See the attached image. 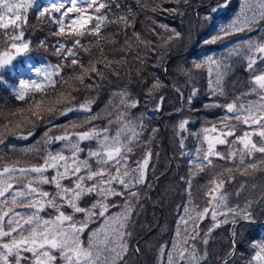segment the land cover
I'll return each instance as SVG.
<instances>
[{"label": "snow or ice", "instance_id": "obj_1", "mask_svg": "<svg viewBox=\"0 0 264 264\" xmlns=\"http://www.w3.org/2000/svg\"><path fill=\"white\" fill-rule=\"evenodd\" d=\"M173 2L180 5L187 4L188 0ZM135 3L142 11H160L159 7L149 9L147 0H135ZM230 3L231 0H218L215 6H209L203 17H199L198 13L197 16L202 20L211 21L213 15L226 10ZM34 7L39 17L50 19L57 24L58 31L54 35L64 37L66 41L71 40V46L58 42L55 54L66 61L63 65H45L33 69L44 78L40 82L34 79H18V86L14 88L15 99L24 102L27 107L17 108L7 114L0 112V144H3L9 135L16 136L18 132L20 139H28L34 135L35 127L44 118L48 121V132L44 134L43 143L48 145L62 142V148L56 153L46 150L39 164L17 166V162L0 165V264H59L58 256L63 264H129L128 241L133 236L129 228L132 227L137 205L147 196L140 188L152 187L148 183L149 162L153 155L151 150L146 151L141 159L131 160L134 147L144 143L141 141L146 130L144 115H132V110L140 107L141 100L126 86L117 88L112 93L113 98L119 97L118 105L114 106L115 118H108L103 128H97L92 122L105 117L101 112H92L95 99L74 107L72 101L75 97L72 92L78 89L70 82L75 81L92 89L99 87L97 80H107L105 72L111 73L118 80L120 73L114 68L127 63L126 54L135 50L136 61L143 65L147 57L140 56L139 50L155 52L156 46L143 38L141 32L135 31L137 13L131 5L125 4L122 8L120 0H53L50 6L46 7H41L39 0H0V29L4 30L5 34L10 28L13 32H18V35L8 37L9 44L0 51V70L14 67L13 61L17 57L31 51V42L23 39L22 25L27 22V12ZM168 11L177 13V9ZM117 12L121 14L117 15ZM54 13L59 14L60 19H57ZM70 13L74 14V18H71V27L66 32L63 19L69 17ZM110 15L112 19L109 18ZM89 23H92V27L86 29L85 25ZM110 24H116L124 34L123 45L116 49L121 53L119 60L110 59L100 44L104 39L102 27ZM153 24H156V21H153ZM158 27L168 33L164 38L165 46H171L174 41L182 39L181 33L167 24L160 23ZM129 29L132 30L131 35ZM257 29L264 30V0H243L234 17L219 26L203 44L222 43L233 36L251 33ZM149 31L153 36L157 35L155 28ZM85 35L96 38L94 46L98 48L100 57L95 60L90 58L87 63H82L81 53L90 55L93 47L81 44V38ZM110 43L116 44L117 41L110 40ZM40 47L46 50L48 45L41 41ZM233 57L246 62L249 92L242 93L230 102L220 103L217 100L205 105L225 110L222 117L210 122V127L190 132L187 128L189 118H184L173 126L175 132L181 133V156L190 155L184 150L187 135L195 136L200 141V147L195 149L196 159L189 161L188 176L180 177L186 185L187 202L177 206L179 215L175 238L171 242L170 251L168 244H162L158 249L159 264H209L208 245L212 233L222 224L228 223L233 226L230 233L231 242L228 250L217 256L216 264H232L240 239V226L255 223L257 216L253 206L264 203V195H261L258 201H245L242 207H229L228 193L224 190L226 181L235 179L236 174H264V36L242 40L219 57L212 55L199 61L194 59L190 68L178 66L180 74L185 77V83L177 86V81L173 87L180 100L186 102L189 105L188 110L191 111L190 106L199 94V89L192 82V74L196 70L206 69L211 94L225 96V77L232 67ZM66 68L72 69L73 74L68 77L62 75ZM86 80L90 83L85 84ZM58 82L62 88L68 86L69 90L67 93L63 90L53 91L54 100L49 101L46 99L48 90H55ZM0 83H4L2 77ZM165 87L167 86L158 77H154L148 87L144 103L147 104L148 99H153L156 105L153 111L162 110L165 97L159 93ZM184 89L189 90L187 96ZM251 94H255L258 100L242 102L243 96ZM37 95L39 99L36 98ZM111 103L110 100L109 104ZM107 107L108 105L105 110ZM176 111L179 113L184 109ZM75 112L87 114L84 124L89 127L86 130L49 135L51 129L56 127L52 118L68 116L69 113ZM111 115L108 113L109 117ZM113 124L118 127L115 133L111 134ZM22 128L27 129L26 135L21 131ZM158 132V128L151 129L148 145L156 138ZM93 140L97 142L96 149L86 150L80 146L84 141ZM223 145H229L231 150H218V146ZM65 150H68L70 155H64ZM84 152L86 158L81 159L80 155ZM257 154L259 159H256ZM215 160H232L234 167H221ZM49 170L55 173L51 177L47 175ZM201 174L208 177L200 187L202 205L196 202L192 191V181ZM65 180L68 181L67 184L63 183ZM44 185H54V191H45ZM244 187V184L240 185L241 189ZM235 195L239 196L240 193L236 192ZM85 197L95 199L84 207L81 206V201ZM112 197H123V204L112 202ZM113 208H120L121 211L111 212L110 209ZM222 208L225 211H221ZM48 209L55 215L47 218L42 215L46 214ZM77 214H82L83 219H76ZM209 216L213 223L202 234L200 223ZM97 221H102L99 227H90ZM86 232L87 238L84 237ZM252 248L257 251L248 264H264V241L254 242ZM132 251L139 253L140 248L137 246Z\"/></svg>", "mask_w": 264, "mask_h": 264}, {"label": "trees", "instance_id": "obj_2", "mask_svg": "<svg viewBox=\"0 0 264 264\" xmlns=\"http://www.w3.org/2000/svg\"><path fill=\"white\" fill-rule=\"evenodd\" d=\"M147 2L149 4V9L151 7H159L160 11H158L157 13H152L150 10L142 11L137 7L135 0H120L122 8L125 4L131 5L133 11L137 13L135 31L141 32V35L143 38L150 40L152 42V44L156 46L155 52H151V51H147V50H143V49L139 50L140 56L147 57L146 60L149 62V65L146 66L144 71H141V69L144 67V64L141 65L140 63H138L136 61V51L135 50L129 54H126V55L130 56V63H129V66L127 68H129L132 75L134 77H136L138 71L140 74H142V77L140 79H138L139 89L134 88L133 85H134L136 80H135V78H133V80L132 79L129 80L133 85L132 84L119 85L116 83L111 84L107 87V90L104 92L103 95H102V93H100V94L97 93L95 95H91V97H89V96L85 97L84 96V97H82L81 100L75 99L74 100L75 102L73 103V106L75 107V106H78L79 104L85 103L88 100L95 99L96 102L92 105V112L93 113L101 112L102 116L105 118L93 121L92 123L97 128H103L107 124L108 118H112V119L115 118V107L114 106L118 105L119 97L113 98L112 93L115 92L117 90V88H123L126 86L129 89V91L135 97H137L141 100L140 107L137 109H133L132 115L136 116V115H139L140 113H143V115H144V124L146 125V130L141 137V141L144 143H142L138 147H134L131 160L141 159L146 151L151 150L153 155H152L150 162H149L148 183H150L152 185V187L150 189L147 187H141L140 188V191L142 193H146L147 196H146V198H142L140 201V204L137 205V211L133 215L132 227L129 228V231L133 232V236L128 241V243H129V256H128L129 264H131L132 257L135 254V252L132 250L135 247L139 246V241H140L139 237H141V239L147 238L148 237L147 235H150L153 232L152 231L149 234H143L138 229V226L140 224L139 219H141V214L143 212L141 207L152 210L155 206L159 205V204L156 205L155 202L152 203L150 201V197H148V196H151V194L154 192V188H153L154 178L156 179L157 176L159 175V173H161L163 171V165L161 167H159L158 165H156V162L159 160L158 150L161 147H163L164 141L162 140V138H159L161 136L160 133H159L158 138L156 136V138L151 142L150 145L147 144V141H148L149 137L151 136V129L156 128L159 125V120L164 115L168 114L171 111H174L175 108L181 107V103L179 102V100L174 97L175 96L174 90H172L170 88V94H169V90L168 89L166 90V87L163 88L162 91L160 90L159 95H163L165 97V101H168V99H169L170 100L169 102H171V104L166 103L164 101L162 110L153 111V109L156 107L153 99H148L147 104L144 103L145 98H146L145 94L147 92V89L150 86V84L152 83L154 77H156V70H159V73H162L165 75V71H164L165 64L169 63L168 68H167V73H168V76H171L170 71L173 70L172 67L177 60V58L174 60L173 59L171 60V58L173 56H177V55H178L177 57L180 56L181 58L179 61L181 62L182 66L184 68H190L191 63L194 59L199 61L200 59H202L204 57L212 56V55L219 57L222 53H226L227 49L232 48L233 46L237 45L242 40L248 39L249 37L257 38L260 36H264V30L257 29L256 31H253L251 33L238 34L236 36L231 37L230 39L224 40L222 43H217V44H213V45L203 44V41L205 39H208L211 35H213L219 26L228 23L234 17V15L239 11L240 5L242 4L243 0H231V3L226 10L213 15L211 21H206V23H207L206 28L203 31H200V24H201L202 19H200L199 17H203L207 13L209 6H215L216 3L218 2V0H195L193 2V4L191 2L184 4L186 10L191 8V11H194V13H196V14H194L195 22H196L195 28L193 27L190 35L185 34L184 26L186 27L187 21L186 20L184 21L183 16H181V14H179V16L176 17L177 13L172 14L170 11H168L171 9H176L175 4L173 3L172 0H147ZM206 3L208 5L202 7V5L206 4ZM196 9H198L197 12H196ZM113 11H115V5H113ZM28 12H27V22L25 24H27L29 21ZM31 13H32V15H34V17L37 18L38 11L35 7L32 8ZM197 13L199 14V17L197 16ZM116 14L119 15L121 13L117 12ZM21 15L23 16L24 14L21 13ZM190 15H191V13H190ZM109 18L112 19L113 17L110 15ZM153 21H156V24H153ZM192 22L194 23L193 18H192ZM160 23L167 24L170 28L176 29V31L181 33L182 39L174 41L171 44V46H165V39L164 38L167 37L168 33L165 32L163 29L158 27V25ZM25 24H23L22 27ZM196 26H198L197 30H196ZM40 28H45L47 31L50 30V28L48 27L47 21L44 22L40 26ZM152 28H155L157 35L153 36L152 33L149 31ZM11 30L12 29L10 28L8 31H11ZM56 31H58V30H56ZM117 31H119V32H117ZM131 31L132 30L129 29V35H131ZM0 32L5 33L4 30H2V29H0ZM117 33H119V35H117ZM102 36L104 37V39H102L100 41V44H101V46H103L104 52L106 54H108L109 58L115 59L116 54L118 55V57H121V53L119 51H116V49H119L123 45L124 34H123V32H120V29L118 28V26L116 24H110L107 27H102ZM197 37L199 38V43H197V46L195 48H193L192 50H189V48H191L193 46ZM110 40H115V41H117V43L112 44V43H110ZM27 41L31 42V44H30L31 51L28 54H24L22 56L17 57V59L13 61V63H17L19 65V67H21V68L19 69V67H17V66H14V67L9 66L7 70H0V77L4 76L5 72H11L12 73L15 70H18V72H21L24 65L29 66V64L35 63V61L39 62V58H41L39 52H42V51L35 48L36 43H38L39 41L34 42V43L32 40H27ZM56 42L58 45L59 41H56ZM95 42H96L95 37L90 38L87 35H85L81 39L82 45H85V46L93 45V47L91 48V54L90 55L86 54L87 55V61L90 58L95 60V59H98L100 57V53H99L98 48H96L94 46ZM46 43L47 44H53L54 48L57 47L54 45V43H50V41H46ZM59 43H64V42H59ZM177 45H183L184 48L182 50H180L181 48L179 49V46H177ZM184 51H187V52L184 53ZM180 54H183V56ZM82 58H83V56H82ZM241 60L242 59L237 58V57L232 58V61H231L232 67L228 71L227 76L225 77V92H226L225 96H228L231 98L236 97V96H234V94L230 95L228 93V90H231L234 93L236 92V88H234L235 82H234V80H232V77H233L234 73L238 72V64L241 62ZM154 65H159V66H154ZM242 65H243V67H246V62L244 60H242ZM201 70L203 71V82H205V86H204L203 91L201 92L202 98L199 97V95H198L193 100L194 102H192V104H191L192 107L194 109H199V107H201V105H203V103L205 105L210 104L208 101L214 102V101L218 100L220 103H225L224 102L225 96H213L211 94L209 87H208L209 76H208L207 70L206 69H201ZM242 71L243 70H241V72ZM196 72L197 71H194L192 75H193V80H195L197 82L196 77H195ZM2 79H3L4 83H0V87L7 86V87L12 88L13 89L12 95L14 96V99H15L13 84H11L6 77H2ZM172 79L174 80V82H177V80L180 78H172ZM193 80H192V82H193ZM141 81H147V83H142ZM74 85L77 88L78 83L75 82ZM231 87H232V89H231ZM50 90L51 89H49L48 91H50ZM62 90L67 93V91L69 89L62 88ZM243 91H244V93L249 92L248 84L245 85V89ZM77 93H78V91L72 92V94H74V95H77ZM187 95H188V93L185 94V96H187ZM3 97H6V99H10V100L13 99L10 92H8L6 89L0 90V112L7 114L10 111L17 109L14 106H12L10 108V105L9 106L5 105L6 100H2ZM110 100L112 101L111 104H109ZM201 100H203V103L200 102ZM256 100H258V97L255 94L245 95L242 97V102H244V103H247L248 101H256ZM7 103H12V101L7 102ZM20 104H22V103H20ZM183 104H184L183 109L185 110V112H183L182 114H186V112L189 108V105L186 102ZM106 105H108V107L105 110ZM102 110H104V111H102ZM108 113H111L112 115L109 117ZM197 113L200 117L206 116L204 113H202L200 111ZM86 115L87 114L84 112L69 113L68 116H57V117H55L54 121H52V123L54 125H56V123L62 122V125H65L71 121L80 122V123L76 124L75 127L71 128L69 131H67V133L71 134L73 131L86 130L89 127V125L84 124V120L86 119ZM223 115H224V113H215L214 116H212V115L206 116L205 119H210L211 122H215L218 117H222ZM184 118H188V117L182 116V118L180 120H182ZM83 125H85V126H83ZM43 126L39 125V123H38L34 129V135H32L31 137H29L26 140L20 139L18 137L19 132L17 133L16 136L9 135L7 137V139H5L4 143L0 144V165L13 164V163H17V162H19L17 164V166H27L30 164H39L42 162V157L46 154V150L51 151L52 153H56L57 151H59L62 148V142H54V143H50L48 145H45L43 143L44 134H45V132H48V126H46V125H43ZM210 126H211V123H209L208 125H206V124L199 125L196 123L195 126L192 127V129L189 131L190 132H198L203 127H210ZM117 127H118V125L113 124L111 126L110 133L114 134ZM13 131H16V129H13ZM21 131L24 134H27L26 128H22ZM49 135L55 136V135H59V134L54 133L53 128H52L51 131L49 132ZM254 139H256V138L254 137ZM80 146L86 150L88 148L96 149L97 142L95 140H93L91 142L84 141L81 143ZM197 147H200V141L197 140V138L195 136L191 135V140L184 149L186 152L190 153V155L184 156V160L186 162V167L188 169L190 167L189 161L192 159H196L195 149ZM27 149H38V151H25ZM218 150H220L222 152H227V151H230L231 148L229 145H223V146H218ZM165 152H166V154H170V151L167 149V147L165 148ZM64 155L68 156V155H70V152L68 150H65ZM259 157H260L259 154H257L256 159H259ZM80 158L81 159L86 158V152L81 153ZM214 162L218 164L220 162V160H215ZM227 162H230L233 165L232 160H227ZM93 167H95L94 163H93ZM153 173H154V175H153ZM54 174L55 173L52 170H49L47 172V175L49 177H51ZM164 174H166V173H164ZM63 183L67 184L68 181L65 180ZM182 184L184 186L183 191H182V196L180 197V199L176 203L174 216L169 221L166 233L162 234L164 239L158 241L157 244L154 246L153 252L151 254V258H152L151 263L152 264H159L158 249L160 248V246L162 244H168L169 245L168 250L169 251L171 250L170 245H171V242L173 241V239L175 238V232H176V228H177V224H178L179 213L177 212V206L183 205L187 202V195L185 192L186 185L183 181H182ZM192 184H193V189H192L193 197L197 203L201 204L199 202V199H198V193L195 190L196 186L194 184V180L192 181ZM242 184L245 185V183H242ZM226 186H227V184L225 183V189L224 190H226V192L228 193V206L229 207H235L236 205H240L242 207L244 205L245 201L254 200V199L258 201L260 196L264 195V187L263 186H259V188H258L259 192H258V195L256 196V198H253L251 196V194L247 191V189H248L247 185H245V187L243 189H241L239 187V188L235 189V191H234V187H229V186L226 187ZM43 189L45 191L53 192L54 191V185H44ZM157 191H158V188H157ZM236 192H239L240 195L239 196L235 195ZM158 197H160V195ZM93 199H95V197H85L84 200L81 201V206L87 207L89 204L92 203ZM111 201L118 204V205H121L124 202V198L123 197H112ZM255 205L253 206L254 208H255ZM159 209L160 210L157 214V217L161 216L162 209L160 206H159ZM17 210L18 211H25L24 209H17ZM65 210L68 211V209H65ZM110 211L111 212H119V211H121V209L120 208H113V209H110ZM221 211H225V209L222 208ZM42 215H46V218H47L48 216H54L55 213L51 209H48L46 214L42 213ZM76 219H83V215L77 214ZM146 219L147 220L144 223L148 227L149 226L152 227L151 229L154 228V230H157L158 227H160V224L164 223L163 221L158 220L159 222L157 224H154V220H153L151 214H150V218H146ZM263 221H264V216H262L259 220L257 218V221H256L257 224L252 223V224H245V225L240 226V231H243L245 229L246 236L244 238L240 236L239 243H238V250L236 251V253L238 255H237V257H235V256L233 257L232 264H248V261L255 255V251H257V249H253L252 244L254 242L264 241V222ZM101 222L102 221H97L95 224L90 225V227H99ZM212 223H213V221H212L210 216L200 223V229L202 230V234H203V232L207 231L208 227H210L212 225ZM260 224H263V225H260ZM227 226L232 227V225L230 223L222 224L221 227L215 229L214 232L212 233V238L210 239L209 245H208V250L210 252L209 264H216L217 256L223 255V253L221 252L222 249L218 250V251L214 249V244H215L214 240H215L216 235L218 234L217 230H219L221 228H226ZM140 228L142 231H144L143 227H140ZM150 230H148V232ZM84 237L87 238V232L84 234ZM198 247H199V244H198ZM214 251H217V252H214ZM242 252L248 254V257L246 260H244L245 257L241 256ZM26 255H30V254H26ZM58 262H59V264H63V262L60 260L59 256H58ZM140 264H143V263H140Z\"/></svg>", "mask_w": 264, "mask_h": 264}, {"label": "rangeland", "instance_id": "obj_3", "mask_svg": "<svg viewBox=\"0 0 264 264\" xmlns=\"http://www.w3.org/2000/svg\"><path fill=\"white\" fill-rule=\"evenodd\" d=\"M173 1V0H172ZM195 0H188V2H191L193 4ZM53 2V0H39V5L41 7H46V6H50V3ZM174 3V2H173ZM175 4V3H174ZM175 7L177 9V16H179V14H181V16H183L184 21H187L186 27L185 28V34L186 35H190L191 30L193 29V27L195 28V17H194V11H191V8H189L188 10L185 9L184 4H180L177 5L175 4ZM32 9L28 12V17H29V21L27 24H25L22 28L24 31V40H32L33 43L39 41L38 43H36V47L38 50L42 51L39 52L41 58H39V62L35 63H31L29 64V66H25L23 67V69L21 70V72H18V70H15L14 72H5L4 76L2 77H6L8 79V81L13 84V88L18 86V79L19 78H24V79H34L37 80L38 82H40L41 80H43L44 78L41 75H38L33 69L36 67H42L45 65H63L64 63H66V61L62 60L60 56L56 55V48H54L53 44H47L48 47L45 50L44 48L40 47L41 41H50V43H54L55 46H57V42H64L67 43L68 46H71V40H65L64 37H60V36H56L54 35L55 32H57L56 30H58V26L57 24L53 23L50 19L47 18H42L39 17L38 13H37V18L34 17V15H32L31 13ZM104 11V10H101ZM189 12V13H188ZM191 13V15H190ZM91 14V12L89 13ZM57 19H60L59 14H55ZM118 15V14H117ZM71 18H74V14H69V17H65L63 19V23L65 25V30L66 32L69 31L71 24H70V20ZM192 18L194 19V23L192 22ZM47 21L48 27L50 28V30H46L45 28H40V26ZM94 23V21H93ZM190 24V25H189ZM206 21L202 20L201 24H200V31H203L206 28ZM92 27V23H89L87 25H85L86 29H90ZM198 29V26H196V30ZM119 32V31H117ZM12 35H18V32H13L8 31L6 34L3 32H0V50L2 51L8 44V37L12 36ZM90 38H94V36H90L87 35ZM82 39V38H81ZM179 46V49L182 50L184 48L183 45H177ZM197 46V43L194 44V47ZM187 51H184V53H186ZM183 53V54H184ZM81 55L83 56L81 62L82 63H87V55L84 53H81ZM121 57H118V55H115V59L119 60ZM126 60L127 63L126 64H121L118 68H114L115 71H118L120 73V78L117 80L114 76L111 75V73L109 72H105L107 80L104 82H101L99 80L96 81V83L99 85V87H93L92 89H89L87 87L81 86L78 84L77 88H78V93L77 95L72 94L75 99H82V97H91V95H95L97 93H102V95L104 94V92L107 90V87L111 84H119V85H129L132 84L129 80H133V78H135V83H134V88L135 89H139V81L138 79H140L142 77V74L139 73V75H136V77H134L132 75V73L130 72L129 68H127L129 66L130 63V56L126 55ZM181 57H178L175 64L173 65L172 69L170 71L171 76H166L162 73H159V70H156V77H158L160 79V81H162L167 87L166 90H169V94H170V84H169V80L171 79V81L173 82L174 80L172 78H180L177 81L179 82L178 84H184L185 83V77L183 75L180 74V69L178 68V66H182L181 62L179 61ZM71 58H69L70 61ZM14 66L19 67V65L17 63H13ZM149 65V62L146 60L144 63V67L141 69V71H144V69L146 68V66ZM183 67V66H182ZM21 67H19L20 69ZM241 70H243L241 72ZM78 71V69L76 70ZM196 80H193V83L195 84V86L199 89V97L202 98V94L201 92L204 89L205 86V82H203V71L202 70H196ZM241 72V73H240ZM73 74V70L72 69H68L66 68L64 70V72L62 73V75H64L65 77H68L70 75ZM168 74V73H166ZM169 77V78H168ZM249 79V73H247L245 71V67H243L242 65V60L241 62L238 64V72L233 74L232 80H234L235 85L234 88H236V92H232L231 90H228V93L230 95H233L238 97L241 96L242 93H244V89H245V85L248 84L247 81ZM75 81H71L70 84H72L74 87ZM90 83V81L86 80L85 84ZM12 87V86H11ZM63 88H67L68 86H64ZM2 89H6L8 92H10L11 96L13 99H6V97H3L2 100H6V104L7 106L10 105V108L12 106H14L15 108H26L27 105L24 102H20L17 101L16 99H14V96L12 95V88L10 87H0V90ZM232 89V87H231ZM60 90H62V87L60 85V83L58 82L56 85V89L55 90H50L48 91V96L46 97V99H48L49 101L54 100V95H53V91L59 92ZM162 91V89H161ZM184 94L188 93V89H184ZM167 92V91H166ZM174 94H175V98H177L179 100V102L181 103V108H183L185 102H182L180 100V98L178 97L176 91L174 90ZM39 95H37V99ZM225 100L224 102H230L233 98L235 97H228L225 96L224 97ZM10 100V101H9ZM12 103H7V102H11ZM170 100L168 99V101H165L166 103H170ZM22 104H20V103ZM75 101H72V104ZM194 102V101H193ZM201 103H203V100L200 101ZM210 104H212L213 102L208 101ZM183 104V105H182ZM208 104V105H210ZM204 105V106H203ZM203 105H201V107H199V109H194L191 105V111L187 110L186 114H182L184 111L182 112H177V111H171L168 114L164 115L160 120H159V125L156 127L159 129V132L157 134V138L159 136V133L161 134V136L159 138H162V140L164 141V145L163 147H161L158 150V154H159V160L156 162V165H158L159 167H161L163 165V171L161 173H159V175L157 176V178H154V183H153V188H154V192L151 194L150 197V201L153 203L155 202V204H159L158 206H155L152 210H149L147 208H142V214H141V219L140 220V224L138 226V229L143 233V234H149L150 232H152L150 235H147V238H142L139 237V248H140V252L134 254V256L132 257V261L131 264H152L151 263V254L153 252L154 246L157 244L158 241L164 239V237L162 236L163 233H166L167 231V227L169 224L170 219L174 216V211H175V206L177 201L180 199V197L182 196V191H183V184L182 181L180 179V177L184 176L186 177L189 173V169L186 167V162L184 160V156L180 155L181 149L179 146V135H181V133H177L174 131V125H176L179 120L182 118V116H186L188 118H190V123L187 126L188 131L192 129V127L195 126V124H199V125H208L211 120L210 119H205L206 116H214L215 113H224L225 110L221 109V108H217V107H205V104L203 103ZM202 112L204 113L206 116H199L197 112ZM27 116V113H25V117ZM166 116V117H165ZM55 118V117H54ZM54 118H52V121H54ZM193 124H192V123ZM209 122V123H206ZM80 122L78 121H71L68 124L62 125V122L56 123V127H53V131L54 133H57L59 135L64 134L65 132L69 131L71 128H73L74 125L78 124ZM39 125H46L48 126V121L47 119L42 118L41 122H39ZM85 126V125H83ZM44 127V126H43ZM200 129V128H199ZM197 130V129H196ZM183 135H187V133H182ZM26 135V134H25ZM19 137V135H18ZM191 140V135H187V139L185 140V147L188 145V143ZM167 147V149L170 151V154H166L165 152V148ZM260 158V157H259ZM221 167L227 168V167H234V164L232 165V163L227 162V161H223L220 160V162L218 163ZM167 171V172H166ZM166 172V174H164ZM160 176V177H159ZM208 179V177L205 174H201L200 176L196 177L194 179V184L196 186V192L198 193V199L199 202L201 204H203V198L201 196V191H200V187L203 186L206 182V180ZM242 183H245V185H247V191L251 194V196L253 198H256V196L258 195L259 192V186H263L264 187V174H261L260 172H257L255 175L253 176H241L239 174H236L235 179H231V180H227L226 184L229 187H234V191L235 189L239 188L240 185ZM226 186V187H227ZM158 188V191H157ZM157 191V192H156ZM160 195V197H158ZM159 206L161 207L162 211H161V216L157 217V214L159 212ZM157 207V208H156ZM255 214L258 218V220L264 216V203H257L255 205ZM150 214L152 215V218L154 220V224H157L160 221H163L164 223L160 224V227H158L157 230H154V228L152 230H150L152 227H148L144 222L147 220L146 218H150ZM264 222V221H263ZM263 225V224H262ZM140 227L144 228V231L141 230ZM233 227V226H232ZM232 227H226V228H221L219 230H217V235L215 237V244H214V249L215 250H221V252L224 254L225 251L228 250L229 248V244H230V233L232 231ZM148 230H150L148 232ZM148 232V233H147ZM240 236L241 237H245L246 236V232L245 229L243 231H240ZM238 250V244L236 245V251ZM214 251V252H217ZM150 255V256H149ZM237 253L235 255V257H237ZM242 257H245L244 260L247 259L248 254L243 253L241 254Z\"/></svg>", "mask_w": 264, "mask_h": 264}, {"label": "bare ground", "instance_id": "obj_4", "mask_svg": "<svg viewBox=\"0 0 264 264\" xmlns=\"http://www.w3.org/2000/svg\"><path fill=\"white\" fill-rule=\"evenodd\" d=\"M207 5H208L207 3H206V4H203L202 7L207 6ZM197 11H198V9H196V12H197ZM195 43H199V38H198V37L196 38L194 44H195ZM194 44H193V46H192L191 48H189V50H192L193 48H195V47H194ZM180 55L183 56V54H180ZM177 56H178V55H177ZM177 56H173V57L171 58V60H172V59L174 60V59L178 58ZM179 57H180V56H179ZM168 64H169V63H166V64H165V68H166V69L168 68ZM166 73H167V71L165 72V75L168 76V74H166ZM174 83H176V82H174V81L172 82L171 79L169 80L170 88H171L172 90H175V88L173 87V84H174ZM177 86H179V84H178ZM177 109H181V107H179V108H175L174 111H176ZM166 172H167V171H166ZM166 172H165V173H166ZM255 224H257V222H255ZM260 225H262V224H260ZM151 230H152V229H151Z\"/></svg>", "mask_w": 264, "mask_h": 264}]
</instances>
